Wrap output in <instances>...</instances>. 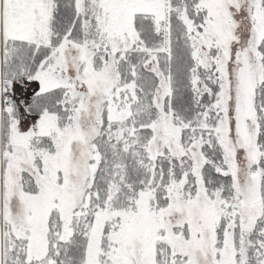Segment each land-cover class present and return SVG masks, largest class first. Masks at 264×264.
<instances>
[{
  "label": "snow or ice",
  "instance_id": "1",
  "mask_svg": "<svg viewBox=\"0 0 264 264\" xmlns=\"http://www.w3.org/2000/svg\"><path fill=\"white\" fill-rule=\"evenodd\" d=\"M0 264H264V0H0Z\"/></svg>",
  "mask_w": 264,
  "mask_h": 264
}]
</instances>
